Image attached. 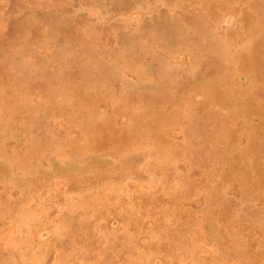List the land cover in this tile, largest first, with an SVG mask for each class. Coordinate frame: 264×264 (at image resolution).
<instances>
[{
    "label": "rangeland",
    "instance_id": "374dc122",
    "mask_svg": "<svg viewBox=\"0 0 264 264\" xmlns=\"http://www.w3.org/2000/svg\"><path fill=\"white\" fill-rule=\"evenodd\" d=\"M0 264H264V0H0Z\"/></svg>",
    "mask_w": 264,
    "mask_h": 264
}]
</instances>
